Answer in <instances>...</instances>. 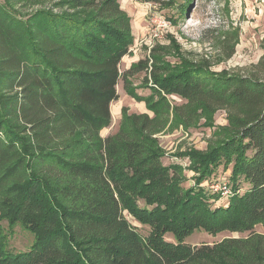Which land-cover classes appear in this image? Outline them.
Returning a JSON list of instances; mask_svg holds the SVG:
<instances>
[{
  "label": "trees",
  "instance_id": "16d2710c",
  "mask_svg": "<svg viewBox=\"0 0 264 264\" xmlns=\"http://www.w3.org/2000/svg\"><path fill=\"white\" fill-rule=\"evenodd\" d=\"M27 1L0 0V264H264V58L258 77H217L210 63H160L154 49L122 71L134 37L119 0H40L32 19L16 16ZM141 1L180 17L191 4ZM140 72L150 97L128 81ZM120 83L154 115L124 108L103 136ZM172 97L228 114L223 141L183 155L189 186L156 137ZM219 166L230 170L227 199L203 186ZM17 226L33 236L26 250L9 245ZM201 231L237 237L187 243Z\"/></svg>",
  "mask_w": 264,
  "mask_h": 264
},
{
  "label": "rangeland",
  "instance_id": "374dc122",
  "mask_svg": "<svg viewBox=\"0 0 264 264\" xmlns=\"http://www.w3.org/2000/svg\"><path fill=\"white\" fill-rule=\"evenodd\" d=\"M39 2L27 1L22 8L20 5L12 6L15 9L13 13L29 19L44 9ZM119 2L121 9L132 19L134 37L131 55L124 59L122 71L151 56L154 49H159L157 57L160 63L169 66L210 63L209 72L217 77L260 75L258 67L264 58V0H191L187 13L182 17L175 10H160L158 6L141 0ZM46 9L56 13L65 12V8L54 7L52 2ZM149 63H152L151 60ZM143 78L144 73L140 72L128 77V81L132 83L136 96L150 97V91L143 85ZM117 92L120 99L111 106L112 124L102 131L103 136L118 131L124 108L131 113L154 115L145 102H137L127 95L121 83ZM169 100L172 106L169 121L156 137L164 153L163 164H181L188 179L184 186H189L193 184L194 174L188 171V163L183 155L191 150L205 152L212 144L223 141L228 114L222 109L208 114L198 106L189 107L174 97ZM175 107L186 113L185 116H190L191 122H186L185 116H177ZM229 175V169L223 170L219 166L203 186L207 191L213 187H227ZM221 191L226 192L223 187ZM227 195L224 193L221 198L227 199ZM127 219L139 234L148 235V227L139 225L130 215H127ZM3 226L5 230V224ZM255 230L264 234V223L257 224ZM7 237L12 250L22 251L28 248L33 236L17 226L13 234ZM228 237H237V234L222 231L214 236L201 231L194 232L186 241L198 246L213 244ZM166 239L172 240L170 235Z\"/></svg>",
  "mask_w": 264,
  "mask_h": 264
},
{
  "label": "built area",
  "instance_id": "2783aa9c",
  "mask_svg": "<svg viewBox=\"0 0 264 264\" xmlns=\"http://www.w3.org/2000/svg\"><path fill=\"white\" fill-rule=\"evenodd\" d=\"M155 21H157V19L155 20ZM222 187H223V190H226V192H222L221 190H222ZM211 190H213V191H215V192H218V193H220L221 195H223L224 196V193H226V194H228L229 195V187L227 186H221V187H218V188H216V189H214V187H213V189H211ZM227 195V196H228ZM227 196H225V197H227Z\"/></svg>",
  "mask_w": 264,
  "mask_h": 264
},
{
  "label": "crops",
  "instance_id": "0c3cea01",
  "mask_svg": "<svg viewBox=\"0 0 264 264\" xmlns=\"http://www.w3.org/2000/svg\"><path fill=\"white\" fill-rule=\"evenodd\" d=\"M125 58H127V57H125ZM125 58H124V59H125ZM124 59H123V63H124Z\"/></svg>",
  "mask_w": 264,
  "mask_h": 264
}]
</instances>
